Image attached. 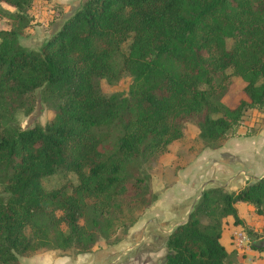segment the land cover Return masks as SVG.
<instances>
[{"label": "trees", "instance_id": "1", "mask_svg": "<svg viewBox=\"0 0 264 264\" xmlns=\"http://www.w3.org/2000/svg\"><path fill=\"white\" fill-rule=\"evenodd\" d=\"M31 4L0 0V264L117 243L156 198L139 163L167 152L184 122L214 149L251 134L237 132L247 110L264 112V0H83L35 49L17 40ZM123 74L126 94L103 91ZM236 78L241 96L226 106ZM36 90L52 116L13 124ZM68 173L75 183L44 184ZM237 202L264 216V174L234 191L202 189L167 234L160 264H230L219 241L227 216L260 241L249 247L264 264V239L237 216Z\"/></svg>", "mask_w": 264, "mask_h": 264}, {"label": "crops", "instance_id": "2", "mask_svg": "<svg viewBox=\"0 0 264 264\" xmlns=\"http://www.w3.org/2000/svg\"><path fill=\"white\" fill-rule=\"evenodd\" d=\"M82 1L32 0L30 7L32 24L18 36V43L25 48H37L43 40L58 30L62 22ZM52 4H55L57 9H53ZM251 110L257 111L249 109L245 113ZM256 115L258 122L254 125V130H251L254 126L249 124L250 128H247L244 122L237 129L238 133L248 129L252 131L250 135L228 137L217 148L205 147L183 159L178 155L177 159L181 164L172 167L169 175L171 180L167 184L163 183L159 190L152 189L156 194L155 200L117 243L102 245L101 248L94 247L88 253L71 256L57 255L54 250H46L28 256L31 262L29 264H95V255L98 251L110 255L118 252V256L122 254L119 261L118 256L113 257L115 259L108 261V264H160L165 255L164 241L167 234L175 225L185 220L202 189L222 186L228 191H234L264 174V112L257 111ZM237 206L240 207L241 220L243 214H247L249 222L242 220L244 224L253 226L254 231L260 230L258 225L264 226V216L255 214L250 205L237 202L235 208ZM237 210L239 209L236 208ZM239 228L240 226L232 223L230 216L224 218L219 241L227 251L229 259L234 257L244 264L242 257L248 253L250 264H261L263 258L252 260L251 257H263L262 253L250 247L239 250L232 245V233ZM259 232H263L264 235V228Z\"/></svg>", "mask_w": 264, "mask_h": 264}, {"label": "rangeland", "instance_id": "3", "mask_svg": "<svg viewBox=\"0 0 264 264\" xmlns=\"http://www.w3.org/2000/svg\"><path fill=\"white\" fill-rule=\"evenodd\" d=\"M230 43H231V39H227L226 45L229 46ZM129 81H130V77L127 74H123L117 81L113 83L103 82L102 89L103 91H106V92H118V93L126 94L127 85L129 84ZM242 86H243L242 81L238 80L237 78L234 79L233 83L230 85V87H228V89L222 95L220 101L226 106H232L237 100V98L239 97ZM35 94H36V99L33 101L32 110L28 114L17 112L14 116L13 124L18 125L21 128H25L33 124H39L43 126L45 122L52 116V109L48 103L41 100L39 96L40 95L39 90H36ZM256 113L257 111H252V110L248 111L247 113H244L242 117V123L244 122L243 124L247 128H250L249 124H251L252 126L257 124L258 121L256 119H258V116L256 115ZM184 127L185 129H184L183 137L173 140L170 143L167 152L157 155L155 159L153 160H146L144 162L139 163V168L142 171L149 174L151 189H154L155 191L159 190V188L163 186V183L167 184L171 180V177H169V175L171 173L172 167H176L181 164L180 161H178L177 159L178 155H181L183 159L184 157H188L192 153H196L202 150V148H205V147H202L203 141L198 136V129L195 126V124L191 121L184 122ZM254 129H255V126L252 127L251 130H254ZM162 177H163V181H162ZM65 179H70L73 183H75L76 181L75 176L70 173L66 174L65 176L56 174V175H53L51 177L44 179V184L47 186H53L55 184H58L59 182L64 181ZM236 208L239 209L237 210V216L240 218V215H241V213L239 212L240 207L237 206ZM243 218L242 220L249 222L247 221V218H248L247 214H243ZM258 228H260V230H263L264 226L258 225ZM239 229H242V231L245 230V228H242V227H240ZM260 230H257L256 232L258 233ZM262 235H263V232H259L258 239H264V235L263 236ZM42 251H46V250L41 249L37 251V253H40ZM54 253L57 255H61L60 252L56 250ZM66 254L69 256L72 255L71 253H66ZM118 254L119 252L115 253V255L114 254L110 255V254L101 253L98 251L96 252V255H95L96 256L95 264H106V263L108 264V261H111L113 257H117ZM97 255L99 256L97 257ZM121 255L122 254L120 253V255L118 256V261ZM28 256L30 255L19 257L20 263L21 264L31 263L29 262ZM249 257H250V254L248 253H246L244 257H242L244 264H250L248 262ZM257 258H261V256H258ZM255 259H256V256H253L252 260H255ZM229 262L230 264L231 263L241 264L239 261L234 259V257L230 258ZM109 264H114V263H109ZM252 264H256V263H252Z\"/></svg>", "mask_w": 264, "mask_h": 264}, {"label": "built area", "instance_id": "4", "mask_svg": "<svg viewBox=\"0 0 264 264\" xmlns=\"http://www.w3.org/2000/svg\"><path fill=\"white\" fill-rule=\"evenodd\" d=\"M232 245L239 250L248 249L250 246V241L248 240L244 231L238 229L232 233L231 236Z\"/></svg>", "mask_w": 264, "mask_h": 264}, {"label": "water", "instance_id": "5", "mask_svg": "<svg viewBox=\"0 0 264 264\" xmlns=\"http://www.w3.org/2000/svg\"><path fill=\"white\" fill-rule=\"evenodd\" d=\"M251 245H253L254 247H258L260 245V241L259 240H254L251 242Z\"/></svg>", "mask_w": 264, "mask_h": 264}]
</instances>
